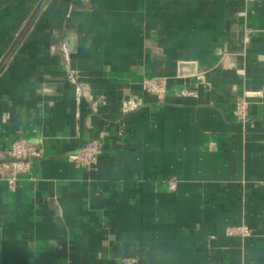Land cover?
I'll return each mask as SVG.
<instances>
[{
    "label": "crops",
    "instance_id": "0c3cea01",
    "mask_svg": "<svg viewBox=\"0 0 264 264\" xmlns=\"http://www.w3.org/2000/svg\"><path fill=\"white\" fill-rule=\"evenodd\" d=\"M17 137L41 155L0 179V264H264V0H0Z\"/></svg>",
    "mask_w": 264,
    "mask_h": 264
},
{
    "label": "built area",
    "instance_id": "2783aa9c",
    "mask_svg": "<svg viewBox=\"0 0 264 264\" xmlns=\"http://www.w3.org/2000/svg\"><path fill=\"white\" fill-rule=\"evenodd\" d=\"M141 87L143 91L155 96L157 99H162L166 90L165 81L160 77L143 79ZM261 96V91H244L235 100L236 116L239 119H244L249 100ZM100 151V142L93 139L69 153L67 158L76 167L93 171L96 169ZM40 155L41 149L35 143L30 142L24 137L13 139L6 147L0 149V179L5 180L10 189H15L19 175L26 173L33 159L40 157ZM169 187L173 188L174 183H169ZM249 233V228L246 225H235L225 229V234L228 236H246Z\"/></svg>",
    "mask_w": 264,
    "mask_h": 264
}]
</instances>
